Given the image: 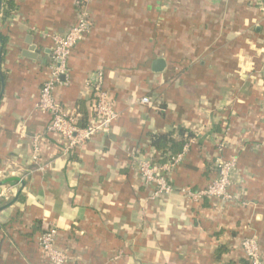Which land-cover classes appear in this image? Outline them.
I'll list each match as a JSON object with an SVG mask.
<instances>
[{"label":"crops","instance_id":"crops-1","mask_svg":"<svg viewBox=\"0 0 264 264\" xmlns=\"http://www.w3.org/2000/svg\"><path fill=\"white\" fill-rule=\"evenodd\" d=\"M10 1L6 21L0 0V264H50L37 242L44 225L56 227L64 264H249L248 236L264 262V0H88L90 30L53 96L84 126L86 84L100 73L117 117L71 155L37 103L49 36L77 23L79 0ZM145 94L158 108L138 103ZM187 133L195 138L171 185L203 189L217 176L214 159H233L238 200L150 199L154 185L143 186L129 152L166 156L152 139Z\"/></svg>","mask_w":264,"mask_h":264},{"label":"built area","instance_id":"built-area-1","mask_svg":"<svg viewBox=\"0 0 264 264\" xmlns=\"http://www.w3.org/2000/svg\"><path fill=\"white\" fill-rule=\"evenodd\" d=\"M88 0H79L77 23L65 34L50 35L53 42L51 63L49 65L48 78L42 83L39 91L37 107L40 112L49 115L50 122L48 131L58 134L63 142L62 153L71 155L72 152L80 150L91 138L100 133H107L111 124L117 117L113 102L108 93L103 89V76L98 73L95 80L86 84L93 94L92 112L84 126L79 125V115L76 112L70 113L63 109L54 100L53 90L59 84L60 77L67 75L66 61L72 48L83 39L89 32L91 22L87 12L86 3ZM10 18V17H9ZM8 19H6L7 21ZM141 105H147L149 99L141 97L138 100ZM33 150L31 158L34 164H38V139H33ZM192 139H188L181 151L175 155H167L162 158L159 153L152 150V159L142 157L140 151L129 152L130 162L135 165L143 186L154 185L150 199L169 195L178 191L184 199L190 203H196L203 198H215L219 201L229 202L238 200L236 195L230 194V188L234 186L237 174L236 162L233 159L224 160L220 157L214 159V167L217 173L216 178L203 189L182 188L176 190L169 179V172L173 171L182 161L188 152ZM223 144H218L221 151ZM162 161V162H161ZM49 163L38 165L37 169L42 170ZM6 197L5 192L0 191V202ZM57 239V229L53 225H44L37 242L44 257L50 264H64L67 255L55 248ZM241 248L249 264H264L259 249L258 240L255 236H248L240 242Z\"/></svg>","mask_w":264,"mask_h":264},{"label":"trees","instance_id":"trees-1","mask_svg":"<svg viewBox=\"0 0 264 264\" xmlns=\"http://www.w3.org/2000/svg\"><path fill=\"white\" fill-rule=\"evenodd\" d=\"M13 12H14V10H13L12 2L10 0H6V7L2 12L3 19L4 20L8 19ZM5 40H6V36L3 35L1 30H0V42L2 43V55L4 54V47L3 46L5 44ZM142 97H147L149 99V103L147 105H151L154 108L155 107L158 108L160 102H157L156 100H151L150 97L147 96V94H145ZM90 117H91V115L89 116V118ZM87 120H85V123L87 122ZM190 138H195V136L192 135V133H187L186 138H184L185 140L179 141V142H176V141H173L172 139H169V136H167V135L157 136V137L153 138L154 140L152 139V146L158 150H162L161 152H164L165 148H169V150H168V152H170L169 155H175L181 151L182 147L186 144L185 142H187V140ZM157 152L159 153V157L162 158L164 153H160L159 151H157Z\"/></svg>","mask_w":264,"mask_h":264},{"label":"water","instance_id":"water-1","mask_svg":"<svg viewBox=\"0 0 264 264\" xmlns=\"http://www.w3.org/2000/svg\"><path fill=\"white\" fill-rule=\"evenodd\" d=\"M156 65H159V66H161V67H162V65H163V62H162L161 60H159L158 62H156Z\"/></svg>","mask_w":264,"mask_h":264}]
</instances>
